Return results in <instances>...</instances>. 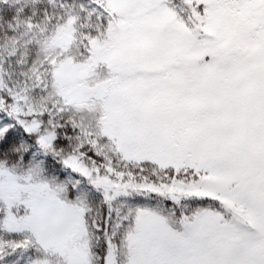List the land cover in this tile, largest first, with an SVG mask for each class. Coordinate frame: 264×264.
Here are the masks:
<instances>
[{"label": "snow or ice", "instance_id": "snow-or-ice-1", "mask_svg": "<svg viewBox=\"0 0 264 264\" xmlns=\"http://www.w3.org/2000/svg\"><path fill=\"white\" fill-rule=\"evenodd\" d=\"M0 264H264V0H0Z\"/></svg>", "mask_w": 264, "mask_h": 264}]
</instances>
